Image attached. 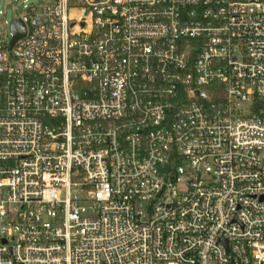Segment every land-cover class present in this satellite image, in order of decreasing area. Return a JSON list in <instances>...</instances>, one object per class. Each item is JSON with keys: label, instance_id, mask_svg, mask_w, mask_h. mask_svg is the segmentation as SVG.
<instances>
[{"label": "built area", "instance_id": "built-area-1", "mask_svg": "<svg viewBox=\"0 0 264 264\" xmlns=\"http://www.w3.org/2000/svg\"><path fill=\"white\" fill-rule=\"evenodd\" d=\"M4 2L0 264H264V0Z\"/></svg>", "mask_w": 264, "mask_h": 264}, {"label": "rangeland", "instance_id": "rangeland-1", "mask_svg": "<svg viewBox=\"0 0 264 264\" xmlns=\"http://www.w3.org/2000/svg\"><path fill=\"white\" fill-rule=\"evenodd\" d=\"M15 3H14V6L15 7H18L19 10L23 11V1L24 0H13ZM47 1L49 0H27V3L28 5H36V6H40L42 4H45ZM4 0H1V8L3 9L4 8ZM17 14V13H16ZM16 17V15L14 14L13 10H12V6H8L7 8V13L5 14V20L7 21V25L5 27V33L8 37H10V28H9V23H11L13 21V19Z\"/></svg>", "mask_w": 264, "mask_h": 264}, {"label": "water", "instance_id": "water-1", "mask_svg": "<svg viewBox=\"0 0 264 264\" xmlns=\"http://www.w3.org/2000/svg\"><path fill=\"white\" fill-rule=\"evenodd\" d=\"M11 30L13 33V40L8 47V50H11L14 44L26 34L25 24L21 20H15L11 24Z\"/></svg>", "mask_w": 264, "mask_h": 264}]
</instances>
